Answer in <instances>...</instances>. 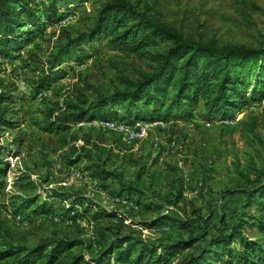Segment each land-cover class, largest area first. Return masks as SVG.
I'll return each mask as SVG.
<instances>
[{"label":"rangeland","instance_id":"obj_1","mask_svg":"<svg viewBox=\"0 0 264 264\" xmlns=\"http://www.w3.org/2000/svg\"><path fill=\"white\" fill-rule=\"evenodd\" d=\"M41 1L29 0L33 12L42 10ZM107 1L77 0L61 6L59 21L52 25L47 24L42 12L30 15L34 25L23 16V22H27L25 29L31 30L27 43L14 57L0 55V81L14 91L12 96L22 111L19 128L0 132V160L8 164L5 189L0 192V218L8 221L17 236L33 234L28 238V246L54 234L78 239L83 243L79 249L87 260L105 249L111 237L109 229L117 226L116 220L124 225L121 235L145 242L184 240L189 232L201 235L202 228L208 230L209 238H215L218 217L224 213L230 226L235 223L234 213L240 211L243 197L234 191L240 175L253 174L250 170L255 167L263 168L264 129L259 128L250 136L247 125L241 121L248 124L252 119L259 125L264 102L240 108L226 119L216 116L211 122L200 116L201 106L187 115L169 110L167 102L151 117L154 109L140 104V110L148 116L136 124L128 123L122 104L111 106L94 121L71 126V131L80 138L111 150L112 162L102 174L83 158L75 164L67 163L61 157L63 151L56 150V137L41 134L34 126L48 110L72 104L81 79H89L94 89H107L112 75L99 64L110 53L100 44L78 52L79 61L62 63L54 70L55 79L42 89L37 88L42 69L28 60L31 54L45 58L63 32L76 35L85 23L86 14ZM249 1L259 11L243 12L235 0H145V3L152 5V11L167 22L183 25L187 31L199 30L221 43L256 46L264 38V0ZM43 72L48 74L46 68ZM107 122L116 125H106ZM20 172H25L35 184L38 202H52L50 215L35 218L30 210L18 214L11 210L10 198L16 194L10 184ZM140 172L143 175L138 184L136 176ZM153 172L155 178L150 179ZM111 173L122 174L124 183L139 185L141 192L136 195L123 191L118 180L107 176ZM156 178L160 181L156 182ZM178 178L182 180L183 200L172 207L167 196L170 185ZM106 215L115 217L108 220ZM163 216L188 221L190 231L170 222L151 225ZM243 234L259 237L256 228L247 227ZM204 246L209 249L207 244ZM192 250L195 249L189 252L193 253ZM185 252L175 253L169 261L176 263Z\"/></svg>","mask_w":264,"mask_h":264},{"label":"trees","instance_id":"obj_2","mask_svg":"<svg viewBox=\"0 0 264 264\" xmlns=\"http://www.w3.org/2000/svg\"><path fill=\"white\" fill-rule=\"evenodd\" d=\"M75 2L42 0V10L35 12H42L47 24L52 25L59 21V7ZM235 3L243 12L259 11L253 1L235 0ZM152 10L145 0H108L86 14L85 23L76 35L63 32L45 58L28 56L30 64L42 69L37 81V88L42 89L55 79L54 70L62 63L71 59L79 61L77 55L82 49L91 50L100 44L110 53L99 64L112 75L106 90L94 89L89 79H81V84L75 87L72 104L50 109L34 122L41 134L56 137V150L63 151L61 157L67 163L75 164L83 158L98 174L105 173V167L112 162L111 150L85 141L71 131V126L94 121L104 110L117 104L123 105L128 123L136 124L148 116L140 110V104L154 109L151 117L167 102L169 110L187 115L201 106L200 116L211 122L216 116L226 119L240 108L264 102V38L256 46L221 43L199 30L187 31L183 25L167 22ZM35 12L29 0H0V55L14 57L27 43L31 30L25 29L27 22L22 17L34 25L29 17ZM133 64L138 66L133 68ZM45 68L48 74L43 72ZM13 93L0 81V132L21 125L22 111ZM243 121L250 136L259 128L264 129V108L259 125L252 119L248 124ZM80 141L83 144L78 146ZM7 171L8 164L0 160V192L5 189ZM250 171L253 174H241V180L234 185V191L243 197L239 213L233 215L235 223L228 226L222 213L215 224L218 234L215 238H209L208 230L202 228L201 235L189 232L184 240L145 242L121 235L124 225L116 220L117 226L109 229L111 237L105 249L87 260L79 249L83 243L78 239L54 234L28 246V238L33 234L17 236L8 221L0 218V264H264V165ZM142 175L140 172L136 176L138 184ZM154 175V172L150 174V179ZM107 176L118 180L123 191L136 195L141 192L139 185L124 183L122 174ZM10 185L16 194L10 198V208L15 214L29 210L35 218L51 214L52 202H38L35 184L25 172L15 176ZM182 194V180L178 178L169 187V205L177 206L183 200ZM114 217L105 216L108 220ZM164 222L189 230L188 221L166 216L157 218L151 225ZM247 227L256 228L259 237L245 236ZM190 249L199 253L195 250L191 253ZM181 251L187 252L180 260L169 261Z\"/></svg>","mask_w":264,"mask_h":264},{"label":"built area","instance_id":"obj_3","mask_svg":"<svg viewBox=\"0 0 264 264\" xmlns=\"http://www.w3.org/2000/svg\"><path fill=\"white\" fill-rule=\"evenodd\" d=\"M106 125H116V124H114L112 122L111 123L107 122Z\"/></svg>","mask_w":264,"mask_h":264}]
</instances>
